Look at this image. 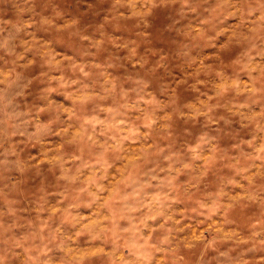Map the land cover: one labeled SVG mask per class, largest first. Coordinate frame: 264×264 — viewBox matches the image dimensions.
I'll list each match as a JSON object with an SVG mask.
<instances>
[{
  "label": "clouds",
  "instance_id": "9594fccd",
  "mask_svg": "<svg viewBox=\"0 0 264 264\" xmlns=\"http://www.w3.org/2000/svg\"><path fill=\"white\" fill-rule=\"evenodd\" d=\"M0 264H264V0H0Z\"/></svg>",
  "mask_w": 264,
  "mask_h": 264
}]
</instances>
